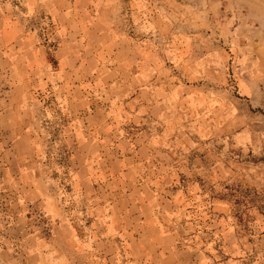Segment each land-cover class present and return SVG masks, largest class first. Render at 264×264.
I'll return each instance as SVG.
<instances>
[{
	"label": "rangeland",
	"instance_id": "rangeland-1",
	"mask_svg": "<svg viewBox=\"0 0 264 264\" xmlns=\"http://www.w3.org/2000/svg\"><path fill=\"white\" fill-rule=\"evenodd\" d=\"M0 5L6 6L0 21L25 26L30 40L24 49L34 42L42 46L52 71L60 52L84 55V116L108 104L106 70L116 54L137 63L142 55L150 69L161 70L150 76L153 84L167 90L182 86V97L159 98L166 121L158 126L165 138L157 148V154H166L162 163L176 168L161 174L178 180L180 189L173 210L180 229L176 245L195 252L186 260L198 264H264V0H0ZM190 54L196 65L179 64ZM179 67L184 75L178 78ZM220 85L223 93L215 91ZM209 89L218 100L202 98ZM225 91L228 124L222 133L218 122L226 109L219 100L221 95L225 100ZM45 94L36 95L41 108L37 104L32 111L35 129L46 139L39 146L47 151L54 187H60L68 208L81 214L86 208L71 183L78 164L75 142L63 133L66 119L55 96ZM27 216L28 233L48 238L46 215L33 208ZM86 226L78 229L86 234ZM0 264H29L28 253L0 250Z\"/></svg>",
	"mask_w": 264,
	"mask_h": 264
},
{
	"label": "crops",
	"instance_id": "crops-1",
	"mask_svg": "<svg viewBox=\"0 0 264 264\" xmlns=\"http://www.w3.org/2000/svg\"><path fill=\"white\" fill-rule=\"evenodd\" d=\"M5 7L0 5V13ZM29 40L20 22L0 21L1 252L24 251L29 264H198L186 260L195 252L176 245L180 229L174 225L173 210L180 189L178 180L161 176L176 168L162 163L160 157L166 154H157L165 138L158 126L166 121L159 98L165 94L180 98L185 89L153 84L150 76L161 70L150 69L142 55L137 63L128 54L124 60L116 54L106 70L108 104L95 106L84 116V55L60 52L58 69L52 71L42 46L32 42L24 49ZM191 40L197 44L196 38ZM194 59L190 54L178 61L192 66ZM177 69L179 78L184 74ZM171 72L175 75L174 69ZM222 88L215 91L223 93ZM211 90L204 100L216 98ZM47 91L66 119L63 133L75 142L72 156L78 164L71 169V183L86 208L81 214L69 209L60 187H54L45 164L47 151L39 146L46 139L36 131L32 111L37 104L36 109L41 108L36 95L46 97ZM224 99L221 95L220 107L226 109L218 122L222 133L228 124V91ZM124 121L129 131L122 127ZM152 157L156 160L149 163ZM33 208L49 220L46 239L28 233L27 212ZM80 224L87 225L86 234L78 229Z\"/></svg>",
	"mask_w": 264,
	"mask_h": 264
}]
</instances>
